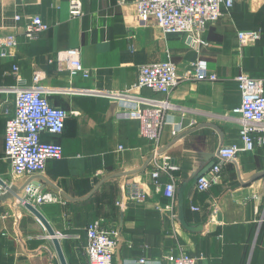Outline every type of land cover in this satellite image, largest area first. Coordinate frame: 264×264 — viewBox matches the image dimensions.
<instances>
[{"label":"crops","instance_id":"crops-1","mask_svg":"<svg viewBox=\"0 0 264 264\" xmlns=\"http://www.w3.org/2000/svg\"><path fill=\"white\" fill-rule=\"evenodd\" d=\"M136 1L83 0L84 16L72 19L68 0H0V37L17 38L13 56L0 57V87L31 85L39 74L50 104L70 111L60 135H41L62 146V158L46 160L43 173L16 177L4 158L14 95L0 93V173L7 169L14 189L0 196V264H62L44 225L19 201L29 182L60 199L38 209L66 264H88L85 227L96 220L118 231L113 264H167L168 257L182 252L197 264H264V145L226 162L219 185L203 192L195 188L196 176L210 167L218 146L239 143L241 116L232 111L241 101L235 77L245 73L264 80V0H235L222 7L220 18L206 27V45L199 51L183 34L163 33L154 17H139ZM33 16L49 27L28 41L23 31ZM248 30L259 31L260 38L243 45L237 32ZM71 48H79L90 77H69L49 62ZM200 58L218 80H181L169 93L173 108L164 116L156 154L153 143L139 135V122L128 118L130 103L67 91H120L137 83L142 64L170 59L183 75ZM131 94L158 96L147 88ZM157 162L167 164L159 182L174 181L172 199L148 179ZM126 173L147 194L144 202L122 208L116 202ZM166 205L171 209L157 208Z\"/></svg>","mask_w":264,"mask_h":264},{"label":"built area","instance_id":"built-area-1","mask_svg":"<svg viewBox=\"0 0 264 264\" xmlns=\"http://www.w3.org/2000/svg\"><path fill=\"white\" fill-rule=\"evenodd\" d=\"M83 0H68L70 18L84 16ZM123 2L124 0H119ZM235 0H137L136 9L139 17H154L165 34H183L193 49L199 51L206 45L203 34L208 25L215 23L221 16V8H230ZM18 19V17H15ZM48 24L39 16H33L26 23L23 36L28 41H35L48 30ZM241 44L255 43L260 38L257 30L238 31ZM17 47L15 35L0 37V57L13 56ZM49 62H56L61 69L68 72L69 77H90L80 59L79 48H71L56 52ZM16 80L20 81L17 65L13 66ZM42 76L35 74L31 85H14L0 87L1 92H12L14 95V114L6 119L4 129V158L11 167L13 176H31L43 173L48 159L59 160L63 149L59 143L45 142L42 133L60 135L65 126V119L70 114L62 108L50 104L46 94L47 89L40 85ZM181 80L216 81L218 76L211 72L205 59H198L191 64L183 75L177 72L176 64L170 59L139 66L137 83L120 91H98L89 88H68L67 91L78 95H104L113 99H124L130 103L126 109L129 119L137 120L138 133L154 145L153 154L159 150L160 134L165 123L166 112L173 108L168 100L169 93ZM240 91L241 101L233 113L241 116V126L238 132L239 143L221 144L215 152V160L210 167L199 173L195 179V188L199 192L207 191L221 183L222 166L228 161H235L243 151L252 152L256 147L264 145V80L253 78L245 73L235 77ZM147 88L158 96H139L131 94L132 89ZM66 89H64L65 91ZM1 103V101H0ZM174 133V131H173ZM121 149L122 147L119 146ZM148 172V179L157 192H162L169 199L174 197L175 184L173 180L159 182L161 170L167 164L157 162ZM124 175L122 182V198L116 202L120 207L128 203L140 204L146 198V189L142 183ZM13 187L12 183H7ZM7 190L0 186V196ZM25 202L38 208L41 204L60 202L56 193L42 192L40 185L29 182L25 185L23 195ZM171 209V205L157 207ZM193 210L199 207L192 206ZM85 251L88 264H113V255L120 243L118 231L106 227L101 221L90 222L85 227ZM62 237V235H61ZM145 259H139L143 263ZM167 264H197L194 257L186 252L168 257Z\"/></svg>","mask_w":264,"mask_h":264},{"label":"water","instance_id":"water-1","mask_svg":"<svg viewBox=\"0 0 264 264\" xmlns=\"http://www.w3.org/2000/svg\"><path fill=\"white\" fill-rule=\"evenodd\" d=\"M0 186L3 187L4 189L7 190L6 195H9L8 193L13 192L14 193V189L13 187L9 186L7 184V182H5L2 178H0ZM19 201L23 202V198L21 196H18ZM24 206L35 216L37 217V219L44 225V227L46 228L47 232H48V236L52 239L55 249L58 253V256L60 258V261L62 264H66L65 258H64V254L62 252V249L60 247V243L58 241V239L55 237V233L53 231V229L51 228L50 224L48 223V221L45 219V217L42 215V213L39 211L38 208L34 207L32 204L25 202Z\"/></svg>","mask_w":264,"mask_h":264},{"label":"rangeland","instance_id":"rangeland-1","mask_svg":"<svg viewBox=\"0 0 264 264\" xmlns=\"http://www.w3.org/2000/svg\"><path fill=\"white\" fill-rule=\"evenodd\" d=\"M0 178L4 179L5 182H8V183L13 182V179H12L11 175L9 173H7V169L6 168H4L3 173H0Z\"/></svg>","mask_w":264,"mask_h":264}]
</instances>
